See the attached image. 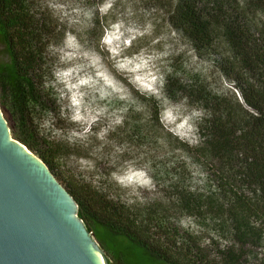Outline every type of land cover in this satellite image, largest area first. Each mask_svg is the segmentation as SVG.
Masks as SVG:
<instances>
[{
	"label": "trees",
	"instance_id": "16d2710c",
	"mask_svg": "<svg viewBox=\"0 0 264 264\" xmlns=\"http://www.w3.org/2000/svg\"><path fill=\"white\" fill-rule=\"evenodd\" d=\"M101 2L93 0L96 15ZM164 8L170 28L233 84V100L194 90L205 118L195 124L201 144L192 147L165 130L152 98L126 85L148 116L143 121L125 109L116 137L136 144L160 138L210 173L208 194L177 188L173 197L199 233L177 227L160 204H124L111 196L115 185L107 192L62 177L57 164L67 147L45 138L37 121L56 111V63L48 50L62 46L65 30L35 0H0V107L10 117L12 139L64 180L108 264L110 258L118 264H246L243 248L264 250V0H169ZM95 25L99 42L110 26ZM169 86L167 80L163 90ZM216 238L239 247L219 248L211 259L203 244Z\"/></svg>",
	"mask_w": 264,
	"mask_h": 264
},
{
	"label": "rangeland",
	"instance_id": "374dc122",
	"mask_svg": "<svg viewBox=\"0 0 264 264\" xmlns=\"http://www.w3.org/2000/svg\"><path fill=\"white\" fill-rule=\"evenodd\" d=\"M35 1L56 27L65 30L62 46L48 50L56 63L51 87L56 111L37 121L45 138L67 147L57 164L62 177L107 192L115 185L110 194L124 204H160L177 227L199 233L173 197L177 188L208 194L211 175L160 138L136 144L126 141V135L116 137L125 109L130 107L132 116L143 121L148 116L126 85L159 105L165 130L196 147L201 138L195 124L205 118V110L194 90L202 88L232 102L233 84L170 28L164 8L169 0H101L97 15L93 0ZM95 22L100 28L110 26L99 42ZM3 58L0 46V61ZM167 80L170 86L164 91ZM2 117L9 125V115L2 111ZM56 180L64 186L62 178ZM216 241L203 244L211 259L219 248L239 247L231 240ZM243 250L246 264L264 259V250L249 245ZM109 262L118 264L111 258Z\"/></svg>",
	"mask_w": 264,
	"mask_h": 264
},
{
	"label": "water",
	"instance_id": "95a60500",
	"mask_svg": "<svg viewBox=\"0 0 264 264\" xmlns=\"http://www.w3.org/2000/svg\"><path fill=\"white\" fill-rule=\"evenodd\" d=\"M2 111L0 264H106L76 202L39 158L12 139Z\"/></svg>",
	"mask_w": 264,
	"mask_h": 264
},
{
	"label": "bare ground",
	"instance_id": "6f19581e",
	"mask_svg": "<svg viewBox=\"0 0 264 264\" xmlns=\"http://www.w3.org/2000/svg\"><path fill=\"white\" fill-rule=\"evenodd\" d=\"M96 253V252H95ZM98 256H99V258L102 260V258H101V256L98 254V253H96ZM103 261V260H102Z\"/></svg>",
	"mask_w": 264,
	"mask_h": 264
}]
</instances>
